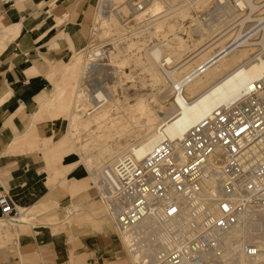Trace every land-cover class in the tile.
<instances>
[{
	"label": "rangeland",
	"instance_id": "1",
	"mask_svg": "<svg viewBox=\"0 0 264 264\" xmlns=\"http://www.w3.org/2000/svg\"><path fill=\"white\" fill-rule=\"evenodd\" d=\"M109 1L118 3L117 7L119 8L122 3L121 0H93V6L90 8L88 17L89 36L82 48L73 50L60 60H47V66L51 67L52 75L49 78L47 77L50 87L44 97H49V99L47 102L44 101L42 105L45 111L42 116L49 117L53 121L51 139L53 138V133L64 129L63 144L66 151L65 153L59 152L61 155L55 153L53 159L65 160V170L50 169V172L53 171L55 173V179L51 180L50 183H56L52 194H50V198H52L50 205L46 208H41L42 205L39 203L45 201L42 198L32 206L25 208V211L30 210L31 213L29 212V215L24 214V217H21V225L17 227V230L11 229L10 236L0 242L1 252H5V255L14 254L16 236L19 235L18 240L27 237V235L34 236L37 241L36 249L39 251L45 250L43 256L45 259L35 255L32 260L27 261L29 264H70V261L75 258L82 259L79 264H136L135 260H137V257L134 258L132 256L124 237L117 231L114 219L108 216L106 212L107 204L103 203L99 198L98 189L86 168V163L89 164V161L88 159H83L86 150L93 152L102 146H107L115 149L116 154L120 153L128 144L138 141V138L148 131L149 128L147 129V126H145L147 117L151 119L154 117L161 118L166 114L168 108L172 106L174 97L170 92H166L170 83H162V75H159L162 73L155 68L152 72H149L146 67L153 66L147 57V52L155 45L167 40V38L171 40L174 35L181 38V40L174 42L175 44L173 43L174 39L170 42V44L172 43L183 49L179 58L168 66L173 67L179 61H187L188 64L186 63L184 68L179 70V74H182L185 68H192L206 54L218 50L229 41L231 42L233 36L242 26L238 22V16L235 17L236 15L232 14L236 10H241L238 6V9L235 8L237 5L235 0H230L235 5L233 7L234 10L231 11L232 13H220L218 15L219 18L217 14L210 17L207 11L215 0H201L196 5L189 6L185 12L182 11L180 13H186L184 14L185 16L176 15L174 18H179V23L169 29V31H167L164 23H167L170 18L161 20L150 30L142 29L139 26L140 23H138L139 18L137 16L127 24L122 23L118 17L117 25L112 26L113 24L106 21V19L97 17V10L100 9L105 15L114 13L113 4L110 5ZM169 2H172V0ZM256 3L258 7L256 9L252 7L253 10L251 8L248 11L246 6L243 7L252 16V18L250 17L251 19L248 18L246 20L244 26L251 24L253 25L251 28L254 31L256 30V34L252 37V45L249 46L251 56H255L264 50V0H258ZM121 10L125 12L124 9ZM199 13L201 17L198 16ZM195 17L203 19V25L206 22V24L210 25L212 21L213 24L210 25L212 28H207L209 31H206L205 29L208 25L205 24V28L203 26L202 28L198 27V30L202 29L201 31L196 30L197 25L201 24V22L192 20ZM122 24L125 28L122 27ZM211 30L214 31L212 32ZM166 35L167 37L165 38L164 36ZM224 35H226L225 38H223ZM2 38L3 32L0 28V41H2ZM216 39L219 40L217 41ZM97 48L103 50V56L92 58L91 53ZM75 56L76 59L71 65V72L68 75L70 79L72 78V83L61 96L66 102L64 108L66 116H59L63 111L59 107L60 104L53 107L55 102L58 103V82L62 75L63 64ZM88 62H93L96 66L91 72L84 75ZM100 84L106 87L104 91L107 89L113 91L115 98H117V103L110 108L109 113L105 117L97 116L91 123L79 125L74 134L78 140H75L76 138L71 136L69 128L72 121L71 111L77 95H80V100L76 109L90 108L94 105V102L88 100L79 91L85 85L91 89ZM161 91H165L167 96L158 102L156 98ZM55 98L57 99L56 101H54ZM149 103L151 111L146 113L145 107ZM32 134H35L38 138H43L38 135L34 125L25 137ZM44 141V139L41 140V143ZM82 144H86L85 149L82 148ZM109 161L110 159L108 160L106 157L102 158L100 163L93 169H99ZM77 162L78 164L71 170ZM80 175L81 181L76 182L74 176ZM46 180H48V177ZM72 187L77 190L73 194L70 192ZM95 210L98 211L94 215L100 217L101 222L105 224L101 247L96 244L89 246V244L95 243L93 236L97 230L101 231V226H98L95 220H93L94 222L81 223L86 219L89 220L92 214L91 211ZM21 211L24 212L23 208H21ZM5 220L3 219L6 224H10V221L7 222ZM7 226L14 227L12 225ZM19 229H24V231L19 234ZM1 234L4 236L6 232L2 230ZM109 243L116 248L115 252L107 251L102 255ZM100 256L102 257L99 263L97 259ZM17 259L20 264H24L20 260V256Z\"/></svg>",
	"mask_w": 264,
	"mask_h": 264
},
{
	"label": "bare ground",
	"instance_id": "2",
	"mask_svg": "<svg viewBox=\"0 0 264 264\" xmlns=\"http://www.w3.org/2000/svg\"><path fill=\"white\" fill-rule=\"evenodd\" d=\"M121 1L120 8L118 7L116 10L122 11L121 9H124L125 13H127L129 11V6L124 3L123 0ZM169 1L170 0H152L144 12L137 15V17L140 18L138 22L140 25H138L141 26L142 29L150 30L161 20L170 18L167 23H164L167 31H169V29L179 23V18H174L176 15H179L182 11L185 12L186 9L188 10L189 6L196 5V3H199L201 0ZM235 2L237 4L236 7L230 0H223L221 4H216L212 8L215 14L217 12L219 14L220 12L222 14L228 12L232 13L231 11L234 10L233 7L236 9L239 7L241 9L240 11L236 10L232 13L236 15H234L235 17L238 16V22H240V26L242 25L233 36L232 41L221 46L218 50L206 54L192 68H185L182 74H179V70L184 68L187 61L182 60L177 62L173 67L168 66L170 63H173L174 60L178 59L182 53L181 51L183 48L175 46L172 43L170 44L172 39H174L173 43L181 40L179 36L174 35L171 40L167 38V40L159 42L147 52V57L153 65L146 66L147 70L152 72L154 68L157 69L162 73L159 74L162 75L163 80L161 79V82L170 83L169 89L166 92H170L174 97L172 106L168 108L166 114L161 118L154 117L151 119L147 117L145 126H147V129L149 128L148 131L140 136L138 141L128 144L120 153L116 154L115 149L107 146H102L93 152L86 150L83 159H88L89 161V164L86 163V168L98 190L103 187L107 165L118 156L131 150L137 157H143L163 136L179 140L186 129L195 121L207 115L215 106L221 103H229L244 89L245 84L249 80L258 77L264 70V50L262 49L263 51H260L255 56H251L249 52V46L252 45V37L256 34V30L254 31V29L251 28L253 25L249 24V22L248 26H244L246 20L252 18V16L249 15L251 13L248 11L252 7H255L254 9L258 7L256 3L258 0H235ZM244 6H246L248 11L243 9ZM97 11V17L106 19V21L113 24L112 26L117 25L119 16L115 11L110 15H105L102 9ZM184 14H180V16L183 17L185 16ZM198 20L201 24L197 25L196 30L199 29L198 27L202 28V26L208 25L206 24L207 22L205 23L206 25H203V19ZM210 23L213 24L212 21ZM210 25L206 27V31H209L207 28H212ZM14 27L16 29V26ZM122 27L125 28L123 24ZM201 28L198 31H201ZM211 31L213 32L214 30ZM14 33L15 30H11V32L7 31L3 33V38L11 40L14 38ZM225 36L226 35H224L223 38H225ZM164 37L166 38L167 35ZM219 39L216 40L218 41ZM103 53L101 48H97L91 53V57H101ZM95 66V63L88 62L84 70V75L91 72ZM156 71L154 72L156 73ZM103 87L104 86L100 84L89 89L85 85V87L81 88L79 91V93H83L88 100L94 102V105L90 108L83 107V109L77 110V104L80 100V95H77L73 110L71 111L72 121L69 128L70 134L72 137L76 138L75 140H78L74 134L79 125H87L97 116L105 117L109 113L110 108L117 103V98H115L113 91H109L108 89L104 91L106 87ZM101 88L103 89L101 90ZM166 92L161 91L156 100H158V102L162 101V99L167 96ZM150 111L151 106L149 103L145 107V112L147 113ZM88 128L90 129L89 126ZM86 144H82L83 149H85ZM105 157L108 160L110 159V161L99 169H93V167L98 165L100 160ZM205 172L206 176L204 177L200 189L195 193L182 195L180 197V211L173 217L163 218L156 213L148 214L134 225L126 229H118L115 223V209L120 207V203L115 202L112 207H109L108 204L106 205V212L108 216L114 219V224L118 233L122 234L124 237L132 256L134 258L137 257V260H135L136 264H154L159 252L169 248L173 244H179L192 236L202 227L205 216L215 211V198L221 191L217 163L210 159L205 165ZM17 209L18 211L15 215L1 217L6 219L5 221L7 222L10 219H17L22 215V211L18 206ZM216 235L218 237V244L202 255L205 259V264H264V208L247 209L236 224L226 230L216 232ZM248 243H255L259 246L260 251L253 256L246 255L243 250Z\"/></svg>",
	"mask_w": 264,
	"mask_h": 264
},
{
	"label": "built area",
	"instance_id": "3",
	"mask_svg": "<svg viewBox=\"0 0 264 264\" xmlns=\"http://www.w3.org/2000/svg\"><path fill=\"white\" fill-rule=\"evenodd\" d=\"M151 1L123 0L129 6L127 13L116 10L117 3L113 8L127 24ZM222 2L215 0L208 7L210 17L219 15L212 8ZM210 159L219 169L221 191L215 198V211L205 216L192 236L159 252L154 264H205L203 253L218 244L216 232L236 224L247 209L264 208V70L229 103L215 106L195 121L179 140L163 136L143 157L131 150L118 156L106 167L99 198L109 207L120 203L115 209L118 229L148 214L173 217L180 211V197L200 189ZM17 211L7 190L0 189V216ZM243 251L253 256L260 248L251 243Z\"/></svg>",
	"mask_w": 264,
	"mask_h": 264
},
{
	"label": "crops",
	"instance_id": "4",
	"mask_svg": "<svg viewBox=\"0 0 264 264\" xmlns=\"http://www.w3.org/2000/svg\"><path fill=\"white\" fill-rule=\"evenodd\" d=\"M92 6L93 0H0V28L3 33L15 30L13 39L2 38L0 41V189L7 190L16 208L18 206L24 210L19 218L10 219V224H6L0 216V242L8 238L14 228L17 230L24 214L31 213L30 210L25 211V208L42 198L45 201L39 203L41 208L50 205V194L56 184L50 183L55 179V173L50 172V169L65 170V160L53 159L55 153L66 151L63 144L64 129L53 133L51 139L53 121L42 116L45 113L42 105L49 99L44 97L50 87L48 78L52 75L47 60H60L86 44L89 36L88 17ZM76 56L63 64L58 82V103L55 102L53 106L60 104L63 111L59 116H66V102L61 96L72 83V78L68 75ZM33 125L43 138H38L35 134L25 137ZM43 139L45 141L41 143ZM74 179L80 182L82 178L80 175L74 176ZM76 191L72 187L70 192L73 194ZM97 211H91L89 220L81 222L95 220L101 226V231L97 230L93 236L95 243L89 244L90 247L93 244L101 247L105 232V224L100 217L94 215ZM2 230L6 235L1 234ZM23 231L24 229H19V234ZM18 237L19 235L14 241V254L5 255V252L0 251V264H20L17 259L19 256L24 264H29L27 261L32 260L35 255L45 259V250L36 249L37 241L34 236L27 235L21 240ZM115 250L109 243L102 255ZM101 257L97 259L99 263ZM81 260L75 258L70 264H79Z\"/></svg>",
	"mask_w": 264,
	"mask_h": 264
}]
</instances>
